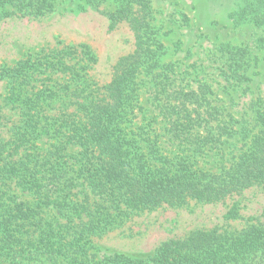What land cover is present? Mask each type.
Returning a JSON list of instances; mask_svg holds the SVG:
<instances>
[{"label":"trees","instance_id":"obj_1","mask_svg":"<svg viewBox=\"0 0 264 264\" xmlns=\"http://www.w3.org/2000/svg\"><path fill=\"white\" fill-rule=\"evenodd\" d=\"M83 1L98 7L97 0ZM209 1L231 5L233 10L228 18L235 26L248 22L264 27V0ZM55 5L56 0H0V8L7 10L4 18L42 17L54 12ZM106 16L110 32L122 23L129 26L135 50L118 61L101 98L88 93L85 86L90 83L86 76L68 64V59L78 57L79 51L73 47L30 56L3 72V77L13 85L6 102L22 106L23 120L10 141L0 142V183L16 179V185L23 191L45 199L30 205L8 192L0 195V260L5 258L14 264L25 259L30 264L43 257L53 264H264V224H254L240 232L219 229L193 232L183 239L164 242L153 256L143 259L119 253L103 255L94 250L90 237L121 226L130 213L165 206L178 208L192 201L219 204L264 183V110L256 114L257 133L245 134L243 150L230 166L224 165L217 172L198 167L197 160L190 155H164L154 132L129 130L138 112L143 111L140 84L146 78L153 82L157 99L160 91L166 93L167 103L160 105V109L176 139L187 140L197 152L217 142L213 127L199 113V107L190 109L191 100L187 102L182 94L180 98L168 97L170 68L161 66L163 46L151 0H118L115 10ZM86 55L93 58L90 51ZM234 59L239 66L240 54H234ZM239 71L235 67L233 76ZM59 73L77 77L81 86L72 88L58 83L54 91L32 92L33 81L40 76ZM61 92L84 115L85 121L78 126L74 120L57 116L53 119L46 113L52 101L61 99ZM191 95L199 104L200 94L194 91ZM173 100L177 103L173 104ZM64 127L71 133L67 134L63 147L56 148L45 160L29 153L35 141L46 135L58 137ZM201 128L206 136L197 131ZM69 145L82 149L79 157L70 156L71 165L65 160ZM71 171L77 175H71ZM80 185H87L100 198L96 209L72 203V189ZM50 205L57 207L62 217L70 218L75 213L81 220L80 230L72 241L64 242L60 224L42 216ZM71 206L74 212L70 211ZM239 218L236 206L224 216L226 221Z\"/></svg>","mask_w":264,"mask_h":264},{"label":"rangeland","instance_id":"obj_2","mask_svg":"<svg viewBox=\"0 0 264 264\" xmlns=\"http://www.w3.org/2000/svg\"><path fill=\"white\" fill-rule=\"evenodd\" d=\"M117 1L97 0L98 7L94 8L83 0H56L54 12L42 17L4 18L7 10L4 12L0 8V142L10 141L23 120L22 106L6 102L13 85L3 77V72L15 68L30 56L36 57L43 52L66 47L78 49V57L68 59V64L86 76L90 83V86H85L88 93H95L100 98L103 96L104 87L111 82L118 61L135 50L134 34L126 23L109 31L110 21L106 14L115 10ZM151 3L156 12L163 46L161 66L170 68L167 72L170 84L168 97L180 98L182 94L183 98L187 97V102L191 100L190 109L199 107V113L213 127L217 142L197 152L193 151L195 148L187 140L176 139L160 109V105L167 103L166 93L160 91L157 99L153 82L146 78L140 84L143 111L138 112L129 130L137 128L136 131L140 133L154 132L159 137L164 155H190L195 158L192 160H197L198 167L217 172L224 165L230 166L234 157L243 150L246 143L244 135L258 131L256 114L264 110V27L248 22L235 26L228 18L233 7L213 4L209 0H151ZM87 51L91 52L93 58L86 55ZM234 54L242 57L239 66L235 65L237 59H234ZM235 67L240 70L237 76H233ZM58 83L69 84L72 88L81 86L77 77L70 74L42 75L33 81L32 92L54 91ZM194 91L200 94L199 104L191 95ZM74 100L76 98H72ZM172 103L176 104L177 101L173 100ZM46 113L52 115L53 119L74 120L76 126L80 121H85L78 106L69 103L62 92L61 99L52 101ZM62 123L60 121L58 124ZM197 131L202 136L207 135L203 128ZM70 133L64 127L58 137L43 136L35 141L29 153L38 154L45 160L56 148L64 146ZM81 152L80 146L69 145L65 150V160L71 165L70 156L79 157ZM70 174L77 175L74 171ZM79 182L82 183L83 179ZM16 183V179L0 183V195L8 192L30 205L39 202L40 198L45 199L23 191ZM72 192L70 198L77 206L84 204L96 209L97 202L101 201L87 185H80ZM234 206L239 209L240 218L226 221L225 214ZM71 207L70 211L74 212V206ZM45 209L42 216L60 224L64 242L72 241L80 230L81 220L75 213L70 218L62 217L54 205ZM254 224H264V183L219 204L206 205L192 201L178 208L165 206L155 211L130 213L121 226L102 235H92L90 240L94 250L100 254L119 253L143 259L153 256L164 242L183 239L193 232L214 229L240 232ZM62 261L63 257H60ZM26 262L25 259L20 264ZM0 264L14 263L3 258ZM30 264L53 262L43 257Z\"/></svg>","mask_w":264,"mask_h":264}]
</instances>
